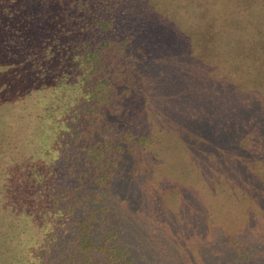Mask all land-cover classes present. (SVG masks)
Masks as SVG:
<instances>
[{
    "label": "trees",
    "instance_id": "16d2710c",
    "mask_svg": "<svg viewBox=\"0 0 264 264\" xmlns=\"http://www.w3.org/2000/svg\"><path fill=\"white\" fill-rule=\"evenodd\" d=\"M253 1L0 0V48L28 82L0 137V264H151L122 239L117 186L150 138L116 110L174 52L264 81Z\"/></svg>",
    "mask_w": 264,
    "mask_h": 264
},
{
    "label": "rangeland",
    "instance_id": "374dc122",
    "mask_svg": "<svg viewBox=\"0 0 264 264\" xmlns=\"http://www.w3.org/2000/svg\"><path fill=\"white\" fill-rule=\"evenodd\" d=\"M174 53L116 110L150 138L118 181L122 239L151 264H264V81ZM15 59L0 48V137L28 83Z\"/></svg>",
    "mask_w": 264,
    "mask_h": 264
}]
</instances>
